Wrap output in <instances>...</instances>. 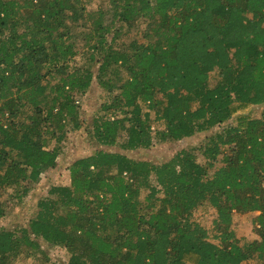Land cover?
Segmentation results:
<instances>
[{"label":"trees","instance_id":"obj_1","mask_svg":"<svg viewBox=\"0 0 264 264\" xmlns=\"http://www.w3.org/2000/svg\"><path fill=\"white\" fill-rule=\"evenodd\" d=\"M87 2L0 0V224L68 133L118 149L75 160L26 225L0 226V264H58L43 244L65 264H264V0H110L108 18ZM197 135L163 163L125 155ZM236 214H256L255 239Z\"/></svg>","mask_w":264,"mask_h":264},{"label":"rangeland","instance_id":"obj_2","mask_svg":"<svg viewBox=\"0 0 264 264\" xmlns=\"http://www.w3.org/2000/svg\"><path fill=\"white\" fill-rule=\"evenodd\" d=\"M87 9L89 12H94L97 9H103L108 12L106 17H110L111 3L110 0H88ZM81 42V41H79ZM78 42V43H79ZM81 45V44H80ZM101 92L98 90L95 81L92 82L89 91L79 99L80 116L84 123L88 125L91 119L97 114L100 104ZM264 107L255 109L254 113L259 116ZM207 135H197L190 139H185L175 143H158L149 150H140L135 152H125V155L138 160L150 161L153 163L166 162L177 151L195 146L203 143ZM96 150H104L110 152H117L116 148L90 146L87 140L85 128L77 132L68 133L65 141L62 143V151L57 158V165L54 169L48 170L40 176L38 183L32 185L31 192L24 200L21 206L12 210L2 220L0 226L5 228H12L17 225H26L29 217L34 211L37 200L47 194L48 189L52 185H67L69 183L68 167L75 160L89 156ZM199 158V157H198ZM256 214H236L233 216V223L231 226L232 231L237 237H245L249 240L256 238L255 231L252 225V219ZM215 217V211L211 208L198 209L194 212L193 218L198 221L202 226L206 227L210 239L214 240L211 231V222ZM43 249L47 255L58 264H65L66 254L63 250L57 248L46 247L43 244ZM35 261H18L17 264H34ZM245 264H254L249 261Z\"/></svg>","mask_w":264,"mask_h":264}]
</instances>
